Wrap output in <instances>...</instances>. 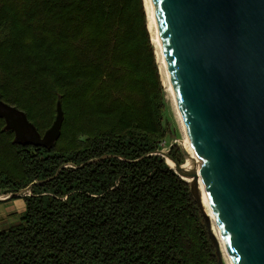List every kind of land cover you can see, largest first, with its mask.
Returning <instances> with one entry per match:
<instances>
[{
	"label": "trees",
	"instance_id": "obj_1",
	"mask_svg": "<svg viewBox=\"0 0 264 264\" xmlns=\"http://www.w3.org/2000/svg\"><path fill=\"white\" fill-rule=\"evenodd\" d=\"M0 101L40 136L61 110L43 145L0 117V194L28 192L0 264H224L189 185L148 154L172 129L143 0H0Z\"/></svg>",
	"mask_w": 264,
	"mask_h": 264
},
{
	"label": "water",
	"instance_id": "obj_2",
	"mask_svg": "<svg viewBox=\"0 0 264 264\" xmlns=\"http://www.w3.org/2000/svg\"><path fill=\"white\" fill-rule=\"evenodd\" d=\"M150 6L194 160L177 164L162 150L148 154L162 156L189 185L219 243V261L220 245L229 264H264V0H150ZM0 117L15 140L43 145L57 135L61 110L58 103L43 136L1 101Z\"/></svg>",
	"mask_w": 264,
	"mask_h": 264
},
{
	"label": "rangeland",
	"instance_id": "obj_3",
	"mask_svg": "<svg viewBox=\"0 0 264 264\" xmlns=\"http://www.w3.org/2000/svg\"><path fill=\"white\" fill-rule=\"evenodd\" d=\"M143 4H144V0H143ZM144 9H145V5H144ZM145 13H146V10H145ZM146 19H147V28H148L149 33H150V29L148 26L147 13H146ZM150 38H151V33H150ZM151 41H152V38H151ZM153 46H154V44H153ZM154 53H155V57H156L157 65H158L161 84L163 86V91H164L165 119H167V121L169 122V125L172 129V133H171V136L168 138V142L165 140V141H162L160 143L161 144L160 145L161 150L164 152L168 151L170 145H172V144H177L178 146H180V148H182V147L186 148V142H185V137H184L185 133H184V131H182V128L180 126V123H179L177 116H176V113H175V109H174L172 102L170 100V97L168 95V92L166 89V84L163 81L162 74H161L160 68H159V63H158V58L156 55L155 47H154ZM183 158H184V156H183ZM193 160H194V158H193ZM188 161H189V159L184 158V161L182 163H185ZM27 193L28 192L24 191V192H20L19 194L23 195V194H27ZM211 226H212V223H211ZM219 249L221 251L222 261L224 262V264H229V261L225 255L223 249H221L220 245H219Z\"/></svg>",
	"mask_w": 264,
	"mask_h": 264
},
{
	"label": "bare ground",
	"instance_id": "obj_4",
	"mask_svg": "<svg viewBox=\"0 0 264 264\" xmlns=\"http://www.w3.org/2000/svg\"><path fill=\"white\" fill-rule=\"evenodd\" d=\"M144 5H145V10H146V13H147V17H148V26H149L150 33H151L152 42L154 44L155 51H156V55H157V58H158L160 72L162 74L163 81L166 84V89H167L168 95L170 97V100L172 102V105H173V107L175 109V113H176L177 119H178V121L180 123V126L182 128V131H184L183 130V126L181 124L180 116H179V114L177 112V109H176V105H175V102H174V98H173L171 89L169 87V82H168L167 74H166L165 67H164V64H163V61H162V56H161V52H160L159 45H158V41H157L156 29H155V25H154V21H153V14H152L151 6H150V0H144ZM184 137H185V142H186V149L188 150V152L190 154V158H189L188 163H185V164L188 165L189 163L193 162V158L194 157H193V154H192V152H191V150L189 148V144L187 142L186 136H184ZM181 174L185 178H187V179H189L190 178V175H191L189 172H181ZM201 194H202V202H203V205L205 206V210L207 211L208 214H210L209 213V210H208V207H207V203H206L205 197L203 195L202 187H201ZM214 231L216 233V229H214ZM223 251H224V249H223ZM224 253H225V251H224Z\"/></svg>",
	"mask_w": 264,
	"mask_h": 264
},
{
	"label": "crops",
	"instance_id": "obj_5",
	"mask_svg": "<svg viewBox=\"0 0 264 264\" xmlns=\"http://www.w3.org/2000/svg\"><path fill=\"white\" fill-rule=\"evenodd\" d=\"M6 194H0L5 196ZM24 209L22 195L16 194L14 197H8L0 200V229L16 224Z\"/></svg>",
	"mask_w": 264,
	"mask_h": 264
},
{
	"label": "built area",
	"instance_id": "obj_6",
	"mask_svg": "<svg viewBox=\"0 0 264 264\" xmlns=\"http://www.w3.org/2000/svg\"><path fill=\"white\" fill-rule=\"evenodd\" d=\"M161 145V144H160ZM24 192V191H23ZM20 193V192H19Z\"/></svg>",
	"mask_w": 264,
	"mask_h": 264
}]
</instances>
